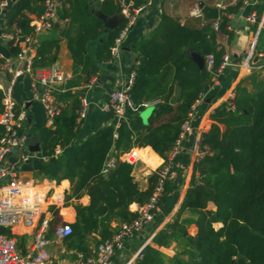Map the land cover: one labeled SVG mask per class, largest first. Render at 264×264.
<instances>
[{
    "label": "trees",
    "instance_id": "trees-1",
    "mask_svg": "<svg viewBox=\"0 0 264 264\" xmlns=\"http://www.w3.org/2000/svg\"><path fill=\"white\" fill-rule=\"evenodd\" d=\"M3 2L0 0V4ZM90 3L92 0H61V18L67 22L63 28L56 29L57 38L42 41L36 51L35 67H50L56 61L59 42L65 40L73 75L84 85L75 92L64 89L55 95L61 110L43 132L39 154L48 161L40 167L42 172L55 162L56 150L73 147L85 86L98 76L101 65L113 62L114 41L126 25V19H122L115 29L107 31L95 50V58L88 56L87 43L96 42L104 35L103 22L91 13ZM129 4L133 12L145 5L146 0H99L97 11L114 17L121 13L122 5ZM240 6L241 2L226 7L217 20H208L197 29L182 26L163 13L157 27L133 48L138 64L130 98L136 111H127L126 121L117 127L109 125L95 131L62 161L59 180H67L70 184L63 201L65 206H72L74 218L64 223L70 226L71 234L61 242L66 252H74L71 258L76 254L83 259L91 257L89 237H97V244L109 240L116 231L111 228L112 222L131 223L137 215L129 211V206L149 201L167 154L182 126L189 121L208 76L204 65L200 68L188 51L202 58L212 55L213 68L217 70L224 53L219 49L218 37L231 38L227 29L229 19ZM7 7L5 24L15 31L7 48L10 55L16 57L20 53L19 43L32 34L33 18L44 11L43 0H11ZM254 12L256 20L251 30L255 35L264 3H259ZM263 38L264 30L260 29L253 57L261 50L264 65ZM3 65L4 60L0 59V66ZM217 78L220 80L221 76ZM233 93V110L229 111L225 105L218 106L203 125L199 141L202 156L193 163L177 218L166 231L153 238V242L161 246L171 242L178 245L180 253L174 257L173 264H264V81L258 83L250 95L241 80ZM1 99L0 91V114L4 110ZM156 101L145 123L139 114L144 110L142 105ZM134 148L152 170L145 190H140L133 180L134 164L123 158ZM110 157L116 162L103 173ZM66 184V181L62 183ZM163 189L160 209L172 191L169 181H165ZM83 196L89 199L86 206L70 202ZM50 211L57 220V211L53 207ZM63 212L70 220L71 214ZM185 213L188 217L180 219ZM54 224H50L48 237ZM190 224L197 227L194 236L187 233ZM215 224L220 226L214 227ZM2 232L15 239L18 230ZM136 264H162V257L151 248H145L142 259Z\"/></svg>",
    "mask_w": 264,
    "mask_h": 264
},
{
    "label": "crops",
    "instance_id": "crops-1",
    "mask_svg": "<svg viewBox=\"0 0 264 264\" xmlns=\"http://www.w3.org/2000/svg\"><path fill=\"white\" fill-rule=\"evenodd\" d=\"M11 0H4L5 7L8 6ZM241 2V6L236 14L229 19L228 31L232 36L230 39L226 35H219L218 46L228 56L229 64L222 72L221 79L215 78L212 74L203 81V90L200 100L194 105L189 117V124L193 129L192 135L188 136L183 142L181 154L177 157L175 165L173 166V176L170 179L172 191L167 195L165 204L160 209V213L156 219L146 226L141 232L128 239L125 243L124 249L118 252L112 259V264H129L135 257L139 250L144 252L145 248H151L159 256L162 257V264H173V259L176 254L180 253V248L175 242H171L167 246H161L153 242V238L159 236L166 231L167 226L177 218L178 211L184 200L186 190L188 188L190 177L192 173L193 163L198 159L199 141L201 133L203 132V125L209 116L218 106H224L228 93L234 95L235 86L244 80L253 71H259L264 74V65L262 63L261 50L259 54L253 57L249 63V71L243 67L245 56L249 50L250 44L254 40V34L251 30L253 24L247 22V17L255 14L254 10L259 3H264V0H249L247 4H243V0H153L151 5L144 11L138 14L134 24L129 29L120 47L118 58L112 63L101 65L98 76L91 81L89 87L85 86V97L87 101L86 118L80 123L77 138L73 147L64 150H57L58 155L53 163H50L42 172L40 167L45 163L41 161L39 153H32L23 164L28 168L23 172H18V179L20 184L29 191L37 192L41 196H47L46 209L50 215V223L54 225L68 223L73 221L74 210L71 205L65 206L63 196L65 192H69L70 184L67 180H59L61 174V166L64 158L69 157L74 148L83 140L89 138L98 129L112 125L117 127L116 119L110 114L100 110V104L106 99L108 94L119 87L120 84L126 83L130 75L134 73L135 67L138 64V59L134 53L133 48L139 42L149 36V34L157 27L161 14H166L172 17L180 25L189 28H199L202 23L210 20L207 17L204 8H216L218 16L220 11L226 7L233 6ZM99 0L92 2V10L97 12ZM201 6V7H200ZM197 10V16H192L193 10ZM0 13V59L4 60L5 65L0 66V85L6 86L9 75L4 70V66H16V58L12 57L7 48V40L2 37V34H14V27L7 28L5 24L4 14ZM34 17V16H32ZM58 24V26H57ZM64 20L61 18V11H59L58 19L53 24V30L50 33L43 35L39 44L48 39L57 38L58 31L56 29L63 28ZM260 29L264 30V12L261 16L258 25ZM104 35L96 42H88L86 45V53L88 56L95 58V50L100 42L104 40ZM264 43V38L262 39ZM262 44V43H261ZM264 44H262L263 46ZM192 51H188L189 57L192 59ZM257 58L255 61L254 58ZM55 66L60 68L66 77V82L63 85L65 90L75 92L84 87L79 83L77 76L73 75L72 61L67 49L65 40L59 42V49ZM258 72V73H259ZM245 85V82H244ZM13 97L18 106H22L26 112V119L24 123V132L28 138L27 146H34L39 144L43 138L46 124V115L40 103L33 98L30 93L29 78L22 76L18 78L13 88ZM144 110L151 112L152 105L144 107ZM143 114V111L139 113ZM150 115V114H149ZM144 120V119H143ZM145 121V120H144ZM146 123V121H145ZM19 152L13 154L16 158ZM114 158V157H111ZM31 161L33 165L29 167ZM35 163V166H34ZM34 173L37 176L34 177ZM152 174V170L146 166L142 161H136L132 177L137 187L140 190H145L147 187V179ZM66 181V186L62 183ZM71 203H79L83 206L88 205V196H83L79 200H71ZM137 204L133 203L129 206V211L133 212ZM50 207L57 211V220L52 215ZM211 208V206H209ZM71 214V219L64 214ZM185 213L180 219L187 218ZM119 223L112 222L111 228L117 230ZM220 224H215L218 227ZM197 231L195 224H190L187 227V233L194 236ZM16 243L23 253L29 252V245L31 242V230L18 229L16 236ZM50 244L47 248L50 249V264H76L82 260L80 254L71 258L74 255L73 251H65L62 246V240H55L51 234L47 236ZM97 244V237H89V247L91 250V257L95 255ZM49 254V253H48ZM63 256V257H62ZM62 257V258H61ZM135 261V260H134ZM133 261V262H134ZM132 264V263H131Z\"/></svg>",
    "mask_w": 264,
    "mask_h": 264
},
{
    "label": "built area",
    "instance_id": "built-area-1",
    "mask_svg": "<svg viewBox=\"0 0 264 264\" xmlns=\"http://www.w3.org/2000/svg\"><path fill=\"white\" fill-rule=\"evenodd\" d=\"M152 1L146 0L145 5L134 9L133 12L129 10L130 4L122 5L121 14L122 19H126V25L114 41L112 48L114 60L118 58L121 43L134 24L138 14L150 6ZM248 1L243 0V4H247ZM59 4L56 0H43L44 11L39 16L34 17L30 24L33 29L32 34L26 36L19 43L20 53L15 57L17 61L16 66H4L9 79L6 86L0 85L2 94L1 103L4 107V110L0 114V264H49L50 262L47 251L50 241L47 239V236L51 223L50 215L46 212L47 196H41L34 191L27 192L23 185L20 184L16 170V165L26 162L32 153L27 150L28 138L23 129L26 112L14 100L13 88L18 78L22 76L29 78L30 93L42 106L46 115V124L50 127L53 118L61 110V105L56 101L55 95L65 91L63 85L67 79L62 70L57 66L36 68L35 61L40 38L53 30V24L58 19ZM4 7L5 4L3 2L0 4V10L4 9ZM197 14L198 11L196 9L191 13L192 16H197ZM246 20L248 23L254 24L256 15L251 14ZM64 22L66 23L67 21L64 20ZM213 28L216 29V26L214 25ZM12 35L4 33L2 37L8 42L12 39ZM255 43L253 40L250 44L243 62V67L247 71H249V63L253 59ZM203 61L206 72L212 74L215 78L221 75L229 64V59L226 55H223L222 63L217 70L213 68L214 58L212 55L205 56ZM133 79L134 73L130 75L126 83L120 84L118 88L110 92L100 104V110L110 113L116 119L117 125L122 121H126L125 114L127 111H136L135 104L130 98ZM90 85L91 82L86 87ZM232 99L233 94L228 93L225 107L229 111L233 110L231 105ZM157 103L156 101L150 104H143L142 106L147 107ZM87 106V101L83 99L78 113L77 121L79 123L83 122L86 118ZM192 133L193 129L188 121L182 126L178 139L167 154L166 162L160 170L159 180L149 201L143 205H137L132 212L137 215L136 218L131 223L120 224L109 240L96 244L94 256L82 258L76 264H112L113 257L124 249L126 241L141 232L156 219L160 213L159 202L163 195L164 183L165 181H170L172 178V169L177 157L182 152L183 142ZM14 148L16 152H19V155L15 158V165L7 161V154ZM57 155L58 151L56 150L54 157ZM201 156V153L198 154V158ZM123 158L126 162L133 163L134 165L136 161H142L135 148ZM41 161L47 163L48 159L41 157ZM115 162V158H108L104 165L103 173L112 168ZM5 229L31 230L29 252L23 253L16 246L15 239L3 234L2 231ZM70 234L71 228L69 225L58 224L53 227L52 236L55 240H63ZM141 251L139 250L136 253L134 259L129 264H136L137 261L142 259Z\"/></svg>",
    "mask_w": 264,
    "mask_h": 264
},
{
    "label": "water",
    "instance_id": "water-1",
    "mask_svg": "<svg viewBox=\"0 0 264 264\" xmlns=\"http://www.w3.org/2000/svg\"><path fill=\"white\" fill-rule=\"evenodd\" d=\"M12 1H15V0H12ZM56 1L58 3L61 2V0H56ZM94 1H97V0H92V2H94ZM90 5H92V3H90ZM7 8H8L7 6L4 7V9L2 11L3 14H5V12L7 11ZM204 12H206L207 17L210 20H217L218 19V10L216 8H204ZM91 13H94L96 15V17L103 22L104 33H107V31H109V30L115 29V27L118 25V23L122 20V14L121 13L114 16V17L104 16L103 14L99 13L98 11L94 12V10H91ZM57 26H58V24H57ZM259 31H260V27L257 28V31L254 35L255 36L254 42H256V40H257V36L259 34ZM101 42H102V40H100V43ZM254 59H255V61L257 60L256 57ZM192 60L200 68L203 67L204 61H203V58L199 54H197V53L193 54ZM140 116L144 119V113L141 114ZM27 150L30 153H39L40 152V146H39V144H35L34 146H27ZM15 152H16V149L14 148V149H11V151L7 154V161L13 165L16 164V159L12 157V153H15Z\"/></svg>",
    "mask_w": 264,
    "mask_h": 264
},
{
    "label": "rangeland",
    "instance_id": "rangeland-1",
    "mask_svg": "<svg viewBox=\"0 0 264 264\" xmlns=\"http://www.w3.org/2000/svg\"><path fill=\"white\" fill-rule=\"evenodd\" d=\"M259 71H253L252 73H250L249 75H247V77L245 78V86L247 88V91L250 95H252L254 93V90H255V86L258 85V83L260 82H263L264 81V74H261L260 72L258 73ZM227 103V100L225 101V104ZM143 113H144V120L147 122L148 118H149V114H150V111L149 110H143ZM30 168L31 166L33 165V161H31V163L29 164ZM34 166H35V163H34ZM24 168L27 169L28 168V165H24L23 163H19L16 165V169L19 171V172H23L24 171ZM37 176V174L34 173V177ZM16 246L18 247L17 243H16ZM19 248V247H18ZM20 249V248H19ZM48 253H49V258H50V249L47 250ZM50 261V260H49ZM50 264V262H49Z\"/></svg>",
    "mask_w": 264,
    "mask_h": 264
}]
</instances>
